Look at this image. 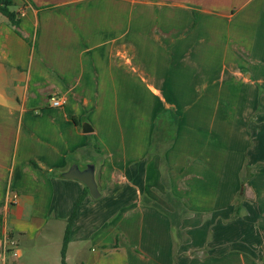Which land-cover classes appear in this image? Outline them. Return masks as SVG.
I'll return each instance as SVG.
<instances>
[{"label": "crops", "instance_id": "crops-1", "mask_svg": "<svg viewBox=\"0 0 264 264\" xmlns=\"http://www.w3.org/2000/svg\"><path fill=\"white\" fill-rule=\"evenodd\" d=\"M12 2L18 31L0 13V264L7 236L23 243L19 264H63L87 188L64 174L90 164L100 197L83 201L66 264H264V0ZM159 117L167 141L149 159ZM168 192L191 213L178 247L143 204L173 211Z\"/></svg>", "mask_w": 264, "mask_h": 264}, {"label": "trees", "instance_id": "trees-1", "mask_svg": "<svg viewBox=\"0 0 264 264\" xmlns=\"http://www.w3.org/2000/svg\"><path fill=\"white\" fill-rule=\"evenodd\" d=\"M12 6H13L12 0H0V13L3 16H5L9 20V23L11 24V26H13L18 31L19 26H20V19L18 17V14L15 11L11 10ZM161 119L162 117H159L157 121V125L155 127L154 136H153V145L151 147L149 159L155 154L162 155L165 149L168 128H167L166 123ZM90 147L93 148L92 143L90 144ZM87 153L89 152L87 151ZM164 162L165 161L163 160V163ZM248 171L249 170L246 169L245 173L243 174L242 188H241L240 195H239L237 202H241L242 195H244L245 184L251 176V173H248ZM88 195H89V190L88 188H86L85 193L81 196V198L75 205L73 213L68 221V225H67V229L65 233L64 245H63V253H62L63 254V264H66L65 263V252L69 244L72 227L76 220L78 211L83 201ZM166 201L173 208V211H168L164 207L160 206L159 204L151 202L147 198H143L144 205H148V206H152L156 208L157 210L161 211L169 218L172 228L175 232V245L178 247L179 245H182V244H188L190 242V239L187 237L185 232L182 230V222L184 219L188 218L191 215V213L186 208L184 203L180 199L173 196L171 192L167 193ZM238 208H240V206H237V209Z\"/></svg>", "mask_w": 264, "mask_h": 264}, {"label": "water", "instance_id": "water-1", "mask_svg": "<svg viewBox=\"0 0 264 264\" xmlns=\"http://www.w3.org/2000/svg\"><path fill=\"white\" fill-rule=\"evenodd\" d=\"M84 131L86 133H89L90 131L88 130L89 125L85 124L84 126ZM65 178L68 179H75L83 184L88 188L90 195L98 199L100 197L99 189L96 183L95 179V166L90 164L87 166L86 169L81 170L78 165H74L69 172L64 174Z\"/></svg>", "mask_w": 264, "mask_h": 264}, {"label": "built area", "instance_id": "built-area-1", "mask_svg": "<svg viewBox=\"0 0 264 264\" xmlns=\"http://www.w3.org/2000/svg\"><path fill=\"white\" fill-rule=\"evenodd\" d=\"M51 106L53 108H61L64 105V101L56 96H53L50 100ZM11 202H15L18 199L17 194H12L11 196ZM3 251L4 253L8 254L10 259V264H19L20 260V250L18 246V242H16L14 239L11 237L7 236L4 241H3Z\"/></svg>", "mask_w": 264, "mask_h": 264}, {"label": "rangeland", "instance_id": "rangeland-1", "mask_svg": "<svg viewBox=\"0 0 264 264\" xmlns=\"http://www.w3.org/2000/svg\"><path fill=\"white\" fill-rule=\"evenodd\" d=\"M16 9H17L16 6H12V8H11L12 11H14V10H16ZM16 241L18 242L19 240L17 239ZM18 246H19V250L22 249V248L24 247V246H23V243H21V242L18 243ZM10 261H12V260H11L10 257H9V262H10ZM10 263H11V262H10Z\"/></svg>", "mask_w": 264, "mask_h": 264}]
</instances>
